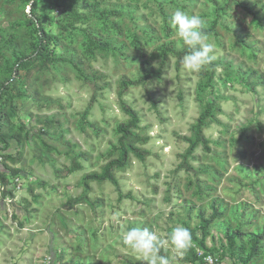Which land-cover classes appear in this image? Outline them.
<instances>
[{"label":"rangeland","instance_id":"1","mask_svg":"<svg viewBox=\"0 0 264 264\" xmlns=\"http://www.w3.org/2000/svg\"><path fill=\"white\" fill-rule=\"evenodd\" d=\"M243 1L257 19L227 0H0V85L16 108L12 114L0 97L9 136L0 146L7 180L0 185V264H144L122 243L126 228L167 235L182 225L200 239V212L207 221L212 203L221 215L207 227L210 252L192 243L196 261L184 256L173 264H264V239L255 244L251 236L264 233V0ZM32 4L50 22L40 27L56 38L52 55L81 63L89 75L93 102L91 86L67 63L14 71L15 57L31 56L36 43ZM176 9L199 15L205 30L213 27L214 72L183 65L175 71L170 54L161 66L162 45L187 49L177 47L169 24ZM86 33L108 47L87 51ZM149 69L160 75L121 96L139 118L134 133L144 161L130 156L114 171L117 188L90 183L93 206L65 209L81 197L82 177L117 157L116 127L128 121L119 106L121 82ZM206 104L214 109L202 131L209 151L199 146L187 158L194 174L179 168L183 139ZM226 230L244 236L228 244Z\"/></svg>","mask_w":264,"mask_h":264},{"label":"trees","instance_id":"2","mask_svg":"<svg viewBox=\"0 0 264 264\" xmlns=\"http://www.w3.org/2000/svg\"><path fill=\"white\" fill-rule=\"evenodd\" d=\"M27 2L31 0H26ZM33 1V0H32ZM228 6H234L243 9L246 13L251 15L253 18L257 19V14L253 11L252 8H250L243 0H227ZM64 6H67L65 4ZM31 9V18H32V25H33V32L36 37V43L32 44L33 47V53L31 56H21V57H15V66L14 71L16 70H28L31 66L35 64V62H39L42 67L47 66L48 64H59V63H67L71 66V68L76 71L78 76L84 80L88 84V86H91L92 94H91V102L95 99V92L96 89L92 83H90L89 75L85 72V70L82 67V64L72 60V59H65V58H56L52 55V51L50 49L51 45H56V38L54 36L48 35L44 33L41 30V23L43 21L48 20L41 18L39 16H36L35 14V4H32ZM75 16V15H74ZM259 24V21H258ZM213 30V27L204 31L207 34H210ZM87 44H86V50L91 52L93 49H106L108 45L104 42H101L99 39L94 37L91 34H87ZM188 51L187 49H182L181 51H176L171 44L162 45L160 47V52L162 55L161 59V66H163L168 61V55L170 54L174 58V68L175 71H178L181 66V60L182 57L186 54ZM219 65L218 62L213 61L210 65L206 66L210 71L214 72ZM161 69V68H160ZM154 71L153 69H149L143 77L138 79L137 81H130L127 79L122 80V91L118 93V98H120L119 106L122 111V113L128 117V121L126 123L118 124L116 127V131L119 135L117 139V157L115 159H112L108 161L102 168L100 173H90L86 174L81 179V187H82V195L81 197L75 198L71 200L68 205L64 206L65 209L70 210L75 205L85 202L89 206H93L90 201L87 199V194L90 190L89 184L90 183H104L109 182L112 184L115 188L118 187V183L114 178L113 172L116 170H123L127 164L130 156H133L134 158L138 159L140 162L144 161L145 156L147 155V152H144L139 147L136 146L137 142H139L138 136L134 133V130L138 128L139 124V118L137 116V113L132 110L129 106H127L122 100L121 96L125 90L132 85H139V86H145L148 82H150L152 76H159L161 70ZM13 71V72H14ZM254 74L251 73V77ZM211 75L208 77V80H210ZM6 83L13 84L14 81H12V77H10ZM247 85H250V90L254 91L255 85L247 82ZM4 96L8 103H9V110L12 114H16V108L14 106H11V100L13 99L11 94H8V91L6 90L5 84L2 83L0 85V97ZM213 105L206 104V106L203 108L202 112L198 115V117L195 120V123L190 127V137L184 138V142L187 144V149L185 151V154L181 157L182 160L179 164V168L183 169L186 172H192L196 174L197 172L194 171L192 167H190L187 164V158L190 157L194 151L200 146L204 151H209L208 148V141L203 136V129L205 128L207 121L213 119ZM7 122L8 119L6 117V113H4V109H0V146L1 149H5L7 146V140L9 139V136L7 134ZM78 165L73 162L72 169H77ZM20 173L16 170H11L12 176L18 175ZM7 180L4 176V173H0V185H6ZM3 194L9 195V192H4ZM211 207V215L207 221H205L202 217L203 214L200 212V218L202 220L203 226L199 228L200 231V239H196L192 234V243H195L196 246L201 249L202 251L209 253L210 250H207L204 244V238L207 234V227L211 224L213 220H216L220 217L221 213L218 211L217 206H215V203H212ZM228 235L227 243H232V240L234 237H241L244 236L239 230H235L234 232H230V230H226ZM252 238L254 239L255 244H257L259 241L264 239V233L261 235H255L251 234ZM208 251V252H207ZM252 255H255V251ZM161 255H163V252L161 251ZM186 257H190L189 260L192 262L196 261V256L192 253V250L189 249ZM210 256V255H208ZM211 257V256H210ZM250 257V256H249Z\"/></svg>","mask_w":264,"mask_h":264},{"label":"clouds","instance_id":"3","mask_svg":"<svg viewBox=\"0 0 264 264\" xmlns=\"http://www.w3.org/2000/svg\"><path fill=\"white\" fill-rule=\"evenodd\" d=\"M169 24L175 29L177 47L188 48L181 60L186 70L199 73L211 64L215 59V46L208 42L205 21L199 15L176 9L170 16ZM121 239L144 264H173L174 260L182 259L192 246L191 232L182 225L173 227L167 235L147 227L126 228ZM162 249H167L170 254L161 255Z\"/></svg>","mask_w":264,"mask_h":264},{"label":"built area","instance_id":"4","mask_svg":"<svg viewBox=\"0 0 264 264\" xmlns=\"http://www.w3.org/2000/svg\"><path fill=\"white\" fill-rule=\"evenodd\" d=\"M205 259H208L209 261L211 260V257L210 256H207L206 258H204V261H206ZM212 264V260L210 262Z\"/></svg>","mask_w":264,"mask_h":264}]
</instances>
